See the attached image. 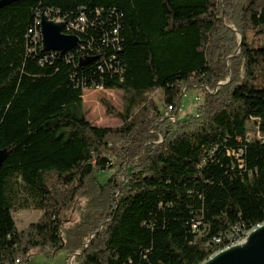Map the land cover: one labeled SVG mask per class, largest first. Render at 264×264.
<instances>
[{
  "label": "trees",
  "instance_id": "16d2710c",
  "mask_svg": "<svg viewBox=\"0 0 264 264\" xmlns=\"http://www.w3.org/2000/svg\"><path fill=\"white\" fill-rule=\"evenodd\" d=\"M41 13L68 23L83 16L80 45L43 50L29 32ZM97 86L123 91L121 126L85 118L83 89ZM191 88L200 103L175 121L141 101L160 89L177 115ZM258 133L264 0H18L0 8V264L64 248L61 214L78 194L91 204L73 237L88 226L94 241L73 264L201 263L218 250L214 238L264 221ZM16 207L42 214L18 230Z\"/></svg>",
  "mask_w": 264,
  "mask_h": 264
},
{
  "label": "rangeland",
  "instance_id": "374dc122",
  "mask_svg": "<svg viewBox=\"0 0 264 264\" xmlns=\"http://www.w3.org/2000/svg\"><path fill=\"white\" fill-rule=\"evenodd\" d=\"M227 25L229 27H232L230 26V24ZM236 38L237 41H241V36L239 34L236 35ZM237 50L236 52H238ZM228 80L229 77L224 79L223 81H220L218 85L225 84L228 82ZM123 95L124 94L122 90L107 89L101 86L83 89L82 101L85 118L91 125L97 127L115 128L121 126L123 121L120 117V114L124 111L125 107V100ZM145 98L151 99L157 105L160 111L164 113L168 111L165 108L162 91L160 89H151L146 91L143 94L141 101ZM200 99L201 95L198 90L192 88L188 89L185 95L180 99V105L177 115H175V120H178V117L182 118L185 114L191 113L197 106V104L200 103ZM104 103H106L107 106ZM134 112H138L137 107L134 109ZM247 128L249 131V135H253L257 131V126L253 119L247 122ZM256 135L264 139V135L262 136L259 133ZM110 163L113 164V162ZM117 168H119V165H116L115 168L110 169L107 174H99V180L104 181L105 178L111 175ZM119 177H121V175ZM90 204V196L78 194L75 197L74 201L67 207V209L62 212L61 223L65 233L62 234L63 237L60 247L64 248L49 256L45 255L44 253L38 252L37 250H32V254H30L27 259L25 258L23 260L20 257L21 262H18L16 264H73L75 255L80 254L81 249L84 250L85 248H88L91 242L94 241V229L89 230V227L86 225L85 226L87 227V231L84 234L82 232L80 233V239L78 238V236L76 238L73 237V235L79 231L75 230L74 232H72L75 226L82 222L81 218L86 215ZM41 214V210L35 209L33 207H16L12 212L13 219L18 230L26 229L30 223L38 220ZM74 241H76L77 243H75ZM79 242H81V244ZM70 243L78 244V246H80L78 249L74 250L75 253L73 254L65 249V247L67 248ZM219 249L225 248H218V250Z\"/></svg>",
  "mask_w": 264,
  "mask_h": 264
},
{
  "label": "water",
  "instance_id": "95a60500",
  "mask_svg": "<svg viewBox=\"0 0 264 264\" xmlns=\"http://www.w3.org/2000/svg\"><path fill=\"white\" fill-rule=\"evenodd\" d=\"M16 1L0 0V8ZM39 18L43 50L65 53L80 43L77 35L64 33V22H55L45 13ZM6 157V151L0 150V166ZM199 264H264V221L249 229L242 241L213 252Z\"/></svg>",
  "mask_w": 264,
  "mask_h": 264
},
{
  "label": "built area",
  "instance_id": "2783aa9c",
  "mask_svg": "<svg viewBox=\"0 0 264 264\" xmlns=\"http://www.w3.org/2000/svg\"><path fill=\"white\" fill-rule=\"evenodd\" d=\"M45 15L49 18V19H51V20H53V21H55V22H64L65 23V27H64V33L65 34H73V35H77V31H81V30H83V25H84V23H85V18L83 17V16H80L76 21H74V22H70V23H68V22H66V21H64L63 19H60V18H57V17H55V18H50L49 17V15H48V13H45ZM40 16V15H39ZM39 23H40V18L38 17L37 19H36V24H35V28H34V30H29V32L30 33H32V37H33V39H39V41H40V44H41V34H40V27H39ZM117 29H113L112 30V34L113 35H116V33H117ZM78 36V35H77ZM79 38V37H78ZM80 40V39H79ZM112 40H115V41H117V38H116V36L115 37H113L112 38ZM78 45H80V43L78 44ZM77 45V46H78ZM41 46H42V44H41ZM167 112L165 113L167 116H168V118H169V120L170 121H175V115H173V114H170L169 112H170V110L173 108V105H168L167 106ZM248 231H238V229L237 228H235V229H232V230H230V231H227V232H225V233H222V235H230V246L231 245H233V244H236V243H238V242H240V241H242L243 239H244V237H245V235H246V233H247ZM222 238V237H221ZM229 247V246H228ZM16 263H18V260H16Z\"/></svg>",
  "mask_w": 264,
  "mask_h": 264
},
{
  "label": "bare ground",
  "instance_id": "6f19581e",
  "mask_svg": "<svg viewBox=\"0 0 264 264\" xmlns=\"http://www.w3.org/2000/svg\"><path fill=\"white\" fill-rule=\"evenodd\" d=\"M227 237V236H226ZM214 243L218 244V248H226L230 246V237H228L225 241L219 237L213 239Z\"/></svg>",
  "mask_w": 264,
  "mask_h": 264
}]
</instances>
